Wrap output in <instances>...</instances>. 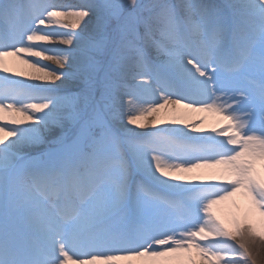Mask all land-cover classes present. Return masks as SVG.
Returning <instances> with one entry per match:
<instances>
[{"label": "snow or ice", "instance_id": "snow-or-ice-1", "mask_svg": "<svg viewBox=\"0 0 264 264\" xmlns=\"http://www.w3.org/2000/svg\"><path fill=\"white\" fill-rule=\"evenodd\" d=\"M245 233L264 240V0H0V264H264Z\"/></svg>", "mask_w": 264, "mask_h": 264}, {"label": "rangeland", "instance_id": "rangeland-1", "mask_svg": "<svg viewBox=\"0 0 264 264\" xmlns=\"http://www.w3.org/2000/svg\"><path fill=\"white\" fill-rule=\"evenodd\" d=\"M81 2V0H57V3H64V4H75V3H79ZM139 3L141 4H147L150 2V0H138ZM174 2H178V0H174ZM208 2H215V3H226V2H231V0H208ZM157 39H162L159 34L156 35ZM164 43H169L170 41L168 40H163ZM150 51L153 52V54L155 53L154 49H150ZM54 67V66H53ZM129 82L131 83V78L129 77ZM66 86L68 87L70 85V81H65ZM122 102L124 103L125 107H127L126 101H127V97H121ZM192 121H199L198 118H191L188 117V122L191 123ZM198 124H201L200 122ZM215 127V126H214ZM213 127V128H214ZM205 129V126L200 127ZM217 128V127H216ZM47 135V133L45 134ZM39 147V146H37ZM39 155L38 152H28L25 153L26 158H30V157H34ZM242 198H245L244 196H242L240 193H236L234 194L232 197H229L228 199L219 202L217 205L214 206V211L216 212V214L218 216H220L221 219L225 220V222H228L230 219V214L233 211H236L237 209L234 207L236 204L235 202L238 201L239 203H237V205H242ZM246 199V198H245ZM246 204L248 205V201L246 199ZM259 213L258 210H253V218H258ZM241 239V237H237V241H239ZM243 239L245 240V242H247L249 244V247L256 252L257 249H259V255H260V259L261 261H264V240H262L259 236H249L247 233L244 234Z\"/></svg>", "mask_w": 264, "mask_h": 264}, {"label": "bare ground", "instance_id": "bare-ground-1", "mask_svg": "<svg viewBox=\"0 0 264 264\" xmlns=\"http://www.w3.org/2000/svg\"><path fill=\"white\" fill-rule=\"evenodd\" d=\"M45 63H51L50 61H47ZM8 66L13 68L15 71H27V72H32L33 70L27 68L26 65L21 64L15 57H11L8 58ZM55 67V65H53ZM22 79H27V77H21ZM66 86V84L64 85ZM191 118H198L199 121H201V117H203L202 122H200L201 124H197V127H203L205 126L206 131H211L216 127H219L220 125L217 123V117L213 114V113H209V112H190L189 116ZM198 121V122H199ZM203 129V128H202ZM242 205L241 207L247 206L246 204V199L242 198ZM237 203H239L238 201L235 202V204L237 205Z\"/></svg>", "mask_w": 264, "mask_h": 264}]
</instances>
